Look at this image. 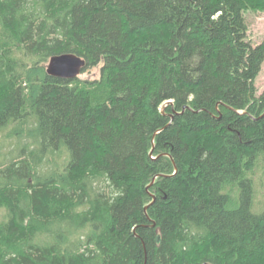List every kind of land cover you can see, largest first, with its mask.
Wrapping results in <instances>:
<instances>
[{
    "label": "trees",
    "instance_id": "1",
    "mask_svg": "<svg viewBox=\"0 0 264 264\" xmlns=\"http://www.w3.org/2000/svg\"><path fill=\"white\" fill-rule=\"evenodd\" d=\"M248 11L264 0H0V264H264ZM69 53L100 80L50 76Z\"/></svg>",
    "mask_w": 264,
    "mask_h": 264
},
{
    "label": "rangeland",
    "instance_id": "2",
    "mask_svg": "<svg viewBox=\"0 0 264 264\" xmlns=\"http://www.w3.org/2000/svg\"><path fill=\"white\" fill-rule=\"evenodd\" d=\"M245 19L248 25V40L252 42L254 46L264 44V11L257 12V11H248L245 14ZM49 62L43 64L45 70ZM101 69L102 65H99L96 68H93L85 73L80 75L81 80H87L89 82L98 81L101 78ZM256 87H257V95L260 96L264 92V64L262 67V71L259 77L256 80ZM16 140L14 138H9L7 130L0 133V155H9V152L14 150L16 147ZM260 176V173H258ZM260 182L256 186V203L258 205L264 204V188L260 186ZM255 213H259L256 208L254 209ZM2 217L3 215L0 214Z\"/></svg>",
    "mask_w": 264,
    "mask_h": 264
},
{
    "label": "water",
    "instance_id": "3",
    "mask_svg": "<svg viewBox=\"0 0 264 264\" xmlns=\"http://www.w3.org/2000/svg\"><path fill=\"white\" fill-rule=\"evenodd\" d=\"M85 65V60L78 55L70 53L57 55L51 58L47 73L55 78L74 80L80 77ZM155 200L156 198L154 197L153 202H155Z\"/></svg>",
    "mask_w": 264,
    "mask_h": 264
}]
</instances>
